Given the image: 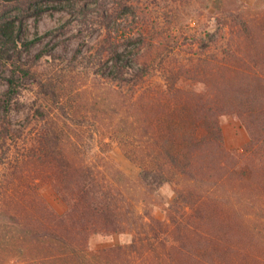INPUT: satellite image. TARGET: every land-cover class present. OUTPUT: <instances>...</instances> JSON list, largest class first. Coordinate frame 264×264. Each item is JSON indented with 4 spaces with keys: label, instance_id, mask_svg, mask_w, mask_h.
Here are the masks:
<instances>
[{
    "label": "trees",
    "instance_id": "trees-1",
    "mask_svg": "<svg viewBox=\"0 0 264 264\" xmlns=\"http://www.w3.org/2000/svg\"><path fill=\"white\" fill-rule=\"evenodd\" d=\"M78 1L0 0V60L9 70L0 92V264H264V7ZM195 4L226 35L194 34L203 49L181 58L176 34L192 24L180 15ZM49 9L73 16L21 38L18 18ZM75 22L81 44L98 31L97 47L55 55L44 72L47 49L22 57ZM139 24L146 30L136 35ZM30 80L41 101L16 128L10 111ZM224 114L246 126L243 149L226 147ZM95 136L105 151L94 150ZM111 142L138 166L136 178L105 153ZM50 183L63 212L41 192ZM164 183L174 191L165 217L140 212ZM120 233L130 240L89 245L95 234Z\"/></svg>",
    "mask_w": 264,
    "mask_h": 264
},
{
    "label": "rangeland",
    "instance_id": "rangeland-1",
    "mask_svg": "<svg viewBox=\"0 0 264 264\" xmlns=\"http://www.w3.org/2000/svg\"><path fill=\"white\" fill-rule=\"evenodd\" d=\"M83 0H79L81 2ZM87 1V0H86ZM247 9L250 10H260L264 7V0H244ZM0 4V9H1ZM187 9V8H186ZM183 9L181 12L182 19H189L192 24V28H185L182 26L177 32L179 37V55L182 57L187 56V51L193 50V52H198L203 49V44L193 40L194 34H204L210 32L214 39L218 42H222V35H226V31L220 27L215 20L212 19L211 14L207 11L202 4H195L189 10ZM190 11V12H189ZM73 15L67 10L61 9H49L45 10L39 14L25 15L23 18H18L16 21L18 33L21 38L32 37L36 32L43 33L46 30L55 27L63 22H65L69 17ZM138 21V19H136ZM81 24L79 22L73 23L64 33L58 35L47 34L40 41L32 44L28 49L22 50V57L33 58L34 55L42 49H47L46 54L42 57L41 65L39 69L44 72L47 71V66H49L54 60L55 55H63L67 59L72 58L77 49L82 51H87L88 47H97L99 34L95 31L90 39L81 44V37L77 36V31ZM142 26V30H146L143 25H134L135 34ZM149 45V44H148ZM146 45V48L148 47ZM156 44L152 48L148 47L146 49L147 55H149ZM144 49V50H145ZM80 55V54H79ZM80 58V56H79ZM86 63L85 61L83 62ZM130 74L133 72L130 71ZM9 70L3 65L0 60V92L7 88L8 82L6 76H8ZM130 76V75H129ZM22 105L19 109H11L10 120L13 127L18 128L20 124L24 123L27 118H31L34 109L39 104L41 99L37 95V86L30 80L28 82L27 88L23 90L21 96ZM2 110L0 109V116ZM220 123L222 127V133L224 142L227 148L233 150H241L245 144L249 141V132L243 122L236 118L232 114H224L220 117ZM95 140V148L97 150L101 147L103 151L107 146L102 145L101 141L97 136ZM107 140V139H106ZM231 144H237V147H232ZM112 160L116 161L119 167L131 178H136L139 173V168L134 164L121 150L120 146L116 142L110 143V150L105 152ZM41 192L48 203L57 211L63 212L65 210V205L60 200L57 194V189L54 184H46ZM174 197L173 187L170 183H164L157 192L148 199L146 205L144 203L138 204V210L140 212L144 211V208H150L152 214L157 218L165 217V208L169 205ZM130 240V236L126 233L112 234V235H101L95 234L91 236L89 240V245L92 249H98L105 246H112L117 244H125ZM9 264H21L18 262H10Z\"/></svg>",
    "mask_w": 264,
    "mask_h": 264
},
{
    "label": "crops",
    "instance_id": "crops-1",
    "mask_svg": "<svg viewBox=\"0 0 264 264\" xmlns=\"http://www.w3.org/2000/svg\"><path fill=\"white\" fill-rule=\"evenodd\" d=\"M232 147H237L238 145L237 144H231Z\"/></svg>",
    "mask_w": 264,
    "mask_h": 264
}]
</instances>
